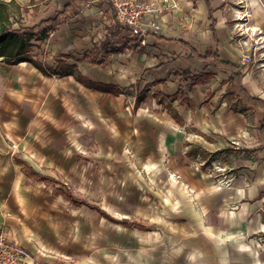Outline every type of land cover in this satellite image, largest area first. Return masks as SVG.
<instances>
[{"label": "rangeland", "instance_id": "374dc122", "mask_svg": "<svg viewBox=\"0 0 264 264\" xmlns=\"http://www.w3.org/2000/svg\"><path fill=\"white\" fill-rule=\"evenodd\" d=\"M0 1L9 3L14 29L54 18L70 4L69 0ZM146 1L160 10L155 19L159 27L160 15L179 10L178 0L174 9L162 0ZM219 1L211 3L231 32L230 43L237 52L232 60L240 66L243 86L264 99V35L250 22L251 0H224L217 6ZM255 1L264 13V1ZM70 11L47 40L31 41L29 55L42 65L44 74L29 63L0 61V90L7 92H0V102L14 108L19 104L32 123L30 137L37 132L46 149L74 153V168L86 171L91 179L92 191L85 192L78 173L67 181L57 174L42 177L29 167L36 174L30 173L31 179L61 188L56 195L75 210L77 233L88 237L92 264H264V234L226 237L221 245L214 240L207 228L211 222L200 212L199 195L184 176L195 171L198 187L205 178L210 188H249L264 167L259 114L236 112L235 102L223 96L221 83L228 75L209 63H195L184 53L167 55V73L174 82L166 91L158 88L155 70L163 56L149 43L153 45L151 38L159 32H150L144 46L134 36L116 32L109 0H90ZM235 17L242 18L241 23H234ZM106 38L110 43L104 48ZM59 62L72 69L57 72ZM184 70L195 76L211 72L213 79L203 88L208 92L184 81ZM77 73L116 87L117 95L86 89L75 82ZM179 88L184 95L175 94ZM196 106L200 126L174 124L171 135L166 125L173 124L170 113L182 114L185 107L193 111ZM185 143L198 149L194 157L183 154ZM36 162L29 158V165L35 167ZM258 200L264 219V192ZM94 209L126 224L110 222Z\"/></svg>", "mask_w": 264, "mask_h": 264}, {"label": "crops", "instance_id": "0c3cea01", "mask_svg": "<svg viewBox=\"0 0 264 264\" xmlns=\"http://www.w3.org/2000/svg\"><path fill=\"white\" fill-rule=\"evenodd\" d=\"M223 2L224 0H220L217 6ZM178 4V11L159 16L161 29L159 34L152 36L153 45L149 43L150 48L156 46L162 53L159 56H163V61L155 70V76L159 77L156 79L157 87L166 91L174 82V76H169L167 73L170 70L167 55L174 56V54L184 53L195 63L206 62L211 65L210 61L194 59L190 52L184 49V44L200 54H204L206 49L217 50L221 61L239 67L238 71L241 72L240 66L232 60L237 52L230 43L231 32L225 20L218 18L216 7H213L211 0H178ZM250 5L253 10L250 22L257 24L264 35V13L259 9L255 0H251ZM209 10L212 14L211 18H209ZM241 19L235 17L234 23H241ZM149 20V17L145 18L144 23ZM182 22L184 24H181ZM199 44H204V47L200 48ZM1 60L3 59L0 58ZM184 71L190 73L189 70ZM217 71H224L229 76L224 69ZM203 73L211 72L201 74ZM227 78L221 83L225 89L227 84L223 83ZM194 86L200 88L202 93L208 92L207 88L203 89L206 85ZM243 88L251 95L258 97L254 95V91H249L244 86ZM2 94H7V92L4 91ZM258 98L264 100L262 97ZM18 106L20 105L16 104L14 108L11 104L7 106L4 102H0V233L4 234L10 245L24 249L38 263L92 264L91 247L86 246L88 237L77 233L75 210L67 199L56 195V192H61V188L57 184L50 185L44 180L31 179L26 167L32 168L42 177L43 175L52 177L57 174L67 181L74 179L75 174L78 173L83 177L81 179L84 180V187H87L85 192L86 190L92 191L89 183L91 179L87 180L86 171L82 169L78 171L74 168V162L71 160L75 158L74 153L62 155L59 151L46 149L47 145H41L44 141L43 137L37 132L30 137L32 123L27 115H23ZM197 109L198 106L193 111L185 107L187 112L177 113L183 122L181 125L176 124L173 119V124L172 121L171 123L166 122L170 128V134H175L174 124L178 127L185 125L199 127L200 117L195 111ZM246 112L259 114L257 134L264 146V140L259 135L261 113L259 111ZM215 126L218 129L216 124ZM192 146L191 143H185L183 147L188 151ZM186 152L183 153L185 157ZM30 157L36 159V164L32 163L35 167L29 165ZM64 158L66 160H63ZM262 164L264 166V161ZM185 174L190 189L197 191L199 195L200 212L211 222L207 228L210 229L214 240L219 242V245L226 242V237L230 239L264 234L262 203L258 200L264 192V167L246 190L243 188L222 190L215 186L210 188V181L205 178L203 186L198 187L196 184L198 179L193 178L197 176V173L189 170Z\"/></svg>", "mask_w": 264, "mask_h": 264}, {"label": "trees", "instance_id": "16d2710c", "mask_svg": "<svg viewBox=\"0 0 264 264\" xmlns=\"http://www.w3.org/2000/svg\"><path fill=\"white\" fill-rule=\"evenodd\" d=\"M70 4L65 7L62 13L57 14L54 18H49L44 21H41L38 25H35L31 28L27 27H19L18 29L13 28V22L11 21V7L9 3L4 1H0V58H2V62L7 65H15L20 62H25L32 64L34 68L41 71L43 74L42 65L34 61L30 57V50L32 48L31 41L42 43L48 39V37L61 25V19L64 16H69V11L72 10L76 12L78 7L84 6L90 0H69ZM210 11V10H209ZM71 12V11H70ZM76 14V13H75ZM211 11L209 12V18H211ZM115 31L118 33L126 32L129 35L131 31L119 24L115 26ZM138 39V37H135ZM110 39H104L102 42V46L105 48L109 43ZM185 50L190 52V55L199 61H210L211 65L217 70L224 69L229 73L227 80L223 84H227L225 89L224 96L228 100H234L235 105H237L238 109L236 112L242 111H259L262 115L259 122V135L264 140V100L251 95L248 91H246L242 86V74L238 71L237 67H234L228 62H223L220 60L218 51L212 49H206L204 54H200L194 49L190 48L187 44L183 45ZM72 69V67L66 65L64 62H59L56 71L66 72ZM182 79L184 81H191L193 85L204 86L213 78V74L211 73H203L199 75H191L188 71H184L181 73ZM75 82L79 83L86 89L90 91H94L97 93L107 94V95H117L116 87L111 86L109 84H103L94 82L90 79L83 77L80 73H77L73 76ZM178 95H184L182 89L177 91ZM212 96V93L209 94ZM172 119L176 122V124L181 125L183 122L177 113H170ZM198 149L195 147H190V149L186 152V157H194L197 154ZM28 175L35 174L31 172L29 167H26ZM36 175V174H35ZM74 204H78L72 201ZM80 204V203H79ZM100 216L108 219L110 222H114L116 224H126V221H115L109 218L104 212L99 209H94Z\"/></svg>", "mask_w": 264, "mask_h": 264}, {"label": "built area", "instance_id": "2783aa9c", "mask_svg": "<svg viewBox=\"0 0 264 264\" xmlns=\"http://www.w3.org/2000/svg\"><path fill=\"white\" fill-rule=\"evenodd\" d=\"M115 13L116 21L119 25L128 28L132 36L138 37L141 45H146L148 34H157L160 30L155 19L160 10L156 9L153 1L146 0H109ZM170 8H176L175 0H162ZM150 20L144 23L145 18ZM0 264H42L24 249L10 245L0 233Z\"/></svg>", "mask_w": 264, "mask_h": 264}, {"label": "bare ground", "instance_id": "6f19581e", "mask_svg": "<svg viewBox=\"0 0 264 264\" xmlns=\"http://www.w3.org/2000/svg\"><path fill=\"white\" fill-rule=\"evenodd\" d=\"M247 15V14H246Z\"/></svg>", "mask_w": 264, "mask_h": 264}]
</instances>
